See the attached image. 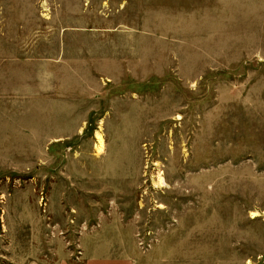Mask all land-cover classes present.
<instances>
[{
  "label": "rangeland",
  "instance_id": "obj_1",
  "mask_svg": "<svg viewBox=\"0 0 264 264\" xmlns=\"http://www.w3.org/2000/svg\"><path fill=\"white\" fill-rule=\"evenodd\" d=\"M84 252L264 264V0H0V264Z\"/></svg>",
  "mask_w": 264,
  "mask_h": 264
},
{
  "label": "crops",
  "instance_id": "obj_2",
  "mask_svg": "<svg viewBox=\"0 0 264 264\" xmlns=\"http://www.w3.org/2000/svg\"><path fill=\"white\" fill-rule=\"evenodd\" d=\"M57 264H134V259L121 254L90 255L84 252L76 261L62 259Z\"/></svg>",
  "mask_w": 264,
  "mask_h": 264
},
{
  "label": "bare ground",
  "instance_id": "obj_3",
  "mask_svg": "<svg viewBox=\"0 0 264 264\" xmlns=\"http://www.w3.org/2000/svg\"><path fill=\"white\" fill-rule=\"evenodd\" d=\"M96 140H97V149H98V151H101L104 147V144H103L102 138L99 136V134L97 135Z\"/></svg>",
  "mask_w": 264,
  "mask_h": 264
}]
</instances>
